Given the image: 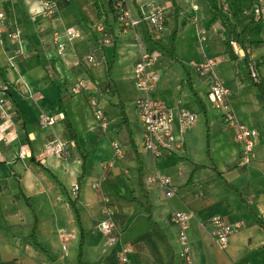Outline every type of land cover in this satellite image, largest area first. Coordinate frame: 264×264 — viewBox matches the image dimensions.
<instances>
[{
  "label": "crops",
  "instance_id": "crops-1",
  "mask_svg": "<svg viewBox=\"0 0 264 264\" xmlns=\"http://www.w3.org/2000/svg\"><path fill=\"white\" fill-rule=\"evenodd\" d=\"M53 1L58 9L49 20L38 0H0L22 36L19 47H0V85L8 86L18 111L0 126V264H118L121 243L133 248L130 264H186L179 227L171 222L177 212L192 213L185 232L192 263L264 264V229L256 222L264 221V75L257 69L255 82L242 69L245 51L236 45L235 59L226 51L222 24L210 22L200 0H128L134 25L126 30L109 0ZM151 2L165 12L161 33L141 13ZM99 23L110 44L101 42ZM70 27L81 36L58 55L53 35ZM140 45L157 56L150 98L172 111V136L183 142L160 158L144 152L134 107L142 96L133 80ZM89 55L96 65L86 62ZM213 58L214 72L199 76L197 66ZM214 76L229 91L223 110L208 96ZM79 81L86 89L76 93ZM180 108L196 115L182 133ZM96 111L106 118L104 128ZM224 111L259 136L246 164ZM45 116L52 126H40ZM52 140L65 144L61 160L44 154ZM153 175L167 179L174 194L146 182ZM214 217L244 223L223 250L210 236ZM106 219L119 235L114 247L98 229Z\"/></svg>",
  "mask_w": 264,
  "mask_h": 264
},
{
  "label": "built area",
  "instance_id": "built-area-1",
  "mask_svg": "<svg viewBox=\"0 0 264 264\" xmlns=\"http://www.w3.org/2000/svg\"><path fill=\"white\" fill-rule=\"evenodd\" d=\"M42 5V13L49 20L54 19V14L58 9L57 2L53 0H38ZM109 3L113 9V14L116 16V20L121 28L127 29L133 27L134 23L131 20V14L128 10V0H109ZM219 5L226 11L227 6L224 0H219ZM253 15L257 20H264V0H253ZM193 10L195 8L193 7ZM144 20L148 27L154 32L161 33L164 30L165 12L162 7L157 3H148L141 10ZM104 35L102 38L103 44H110L109 39L105 35V29L102 23L97 26ZM81 32L74 27L64 29L62 33L55 32L54 43L57 46L58 55H63L66 47L72 44L74 40L79 39ZM21 34L15 28L13 22L11 23L4 10H0V47L5 48V44L14 45L19 47L21 43ZM231 48L236 53L237 47L235 43H231ZM19 49L15 50V54H18ZM86 62L90 65H96V57L89 55L85 57ZM157 62V56L152 55L146 51L143 45L139 46V59L133 67V80L136 89L141 93V97L135 101V112L138 115L139 123L143 128V150L145 153L151 155L153 158H160V156L171 153L174 150H180L183 146L182 140L176 139L172 136L171 122L173 120L172 111L168 109L166 104L162 101H156L150 98V93L155 89L157 85L158 76L151 72ZM218 64L216 59H206L200 63L197 67L198 75H208L214 72L215 66ZM249 77L257 82V65L251 61L248 63ZM209 93L213 108L216 110H223L224 101L229 97V91L226 89L223 81L214 76L210 80ZM75 92L80 93L86 89L85 82L79 81L75 85ZM9 88L5 84L0 85V126L2 124L11 121L14 117L12 106L8 101ZM90 104L95 107L97 102L94 98L90 99ZM225 110V108H224ZM98 121H100V127L104 128L106 125V118L104 114L96 111ZM178 123L181 126V133L192 127L196 122V115L183 108L178 109L177 113ZM222 121L228 127H236L237 133L235 135L236 140L242 145L244 151V157L242 164L248 162V155L250 150L254 146L258 139V134L254 130H250L243 125L239 124L230 111H224L222 115ZM54 124V119L51 117H42L40 119L41 127H50ZM117 149V146H114ZM65 144L58 140H52L46 143L44 148V154L54 159L61 160L65 154ZM117 149V153H118ZM22 158V155H19ZM146 182L157 185L161 189H165V195L170 197L174 194V190L170 187V183L165 178H160L157 175L149 176ZM78 195V187H74L70 193V198L75 200ZM108 213L106 209L105 214ZM192 213L177 212L172 215L171 222L179 227V237L183 247L182 254L186 261V264H195L190 260V255L187 247V239L185 238V232L188 229V222L191 219ZM211 226L210 236L213 238L217 248L223 250L230 236L235 234L244 227V223L236 222L234 225H228L224 223L221 217L212 218L209 223ZM98 229L106 245L114 247L119 245V235L115 231L113 223L106 219L98 224ZM65 249V248H64ZM133 252V248L128 243H121L117 249L115 256L118 264H130L129 255ZM65 256V254H64Z\"/></svg>",
  "mask_w": 264,
  "mask_h": 264
},
{
  "label": "trees",
  "instance_id": "trees-1",
  "mask_svg": "<svg viewBox=\"0 0 264 264\" xmlns=\"http://www.w3.org/2000/svg\"><path fill=\"white\" fill-rule=\"evenodd\" d=\"M202 1L213 15L210 22H212V20H218L224 28L223 44L226 48V51L232 52L231 43H235L241 51H245L244 59L246 65H248L250 62L249 52L264 43L260 36L262 30L261 22L260 20L255 19L253 15V0H224L227 6L226 9L229 11V16L224 13V10L216 0ZM109 6L111 12H113L110 3ZM4 12L6 14V18H8V20L12 23V18L8 8L5 7ZM232 54L233 58L235 59L236 56L233 52ZM7 97L9 103L12 106L14 117H16L18 111L14 107V104H12L9 95H7ZM146 211L151 214L149 206L146 207ZM256 222L260 228L264 229V221L257 219Z\"/></svg>",
  "mask_w": 264,
  "mask_h": 264
},
{
  "label": "rangeland",
  "instance_id": "rangeland-1",
  "mask_svg": "<svg viewBox=\"0 0 264 264\" xmlns=\"http://www.w3.org/2000/svg\"><path fill=\"white\" fill-rule=\"evenodd\" d=\"M217 3H219V0H216ZM200 6H201V10L202 8H204L202 0H200ZM200 18H202V11H200ZM261 25H262V30H261V39L262 41H264V20L260 21ZM164 44H166V39H164ZM252 59L251 62L253 64H256V62L260 63V67L257 68L259 69V71L261 72L262 75H264V44L259 45L256 49L252 50ZM242 69L245 70V72L247 74H249V69L247 67L242 66ZM257 74H258V70H257ZM216 112V111H215Z\"/></svg>",
  "mask_w": 264,
  "mask_h": 264
}]
</instances>
